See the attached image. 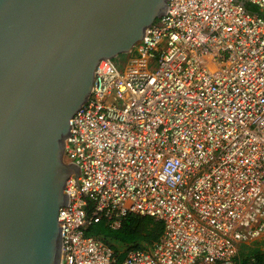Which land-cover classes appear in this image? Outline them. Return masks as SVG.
I'll list each match as a JSON object with an SVG mask.
<instances>
[{"label": "built area", "instance_id": "obj_1", "mask_svg": "<svg viewBox=\"0 0 264 264\" xmlns=\"http://www.w3.org/2000/svg\"><path fill=\"white\" fill-rule=\"evenodd\" d=\"M128 55L97 64L69 121L82 173L58 210L60 264H256L240 253L264 240V0H166ZM129 216L163 232L119 261L87 231Z\"/></svg>", "mask_w": 264, "mask_h": 264}, {"label": "water", "instance_id": "obj_2", "mask_svg": "<svg viewBox=\"0 0 264 264\" xmlns=\"http://www.w3.org/2000/svg\"><path fill=\"white\" fill-rule=\"evenodd\" d=\"M166 0H0V264H60L69 121ZM63 224V223H60Z\"/></svg>", "mask_w": 264, "mask_h": 264}, {"label": "trees", "instance_id": "obj_3", "mask_svg": "<svg viewBox=\"0 0 264 264\" xmlns=\"http://www.w3.org/2000/svg\"><path fill=\"white\" fill-rule=\"evenodd\" d=\"M245 9L252 14H257L256 7L246 4ZM163 225L151 218L129 216L123 221L117 230L108 229L103 223H96L91 226L87 233L100 236L113 249L121 261L125 253L130 249L151 247L162 235ZM241 260L246 261L250 257H259L260 253H240Z\"/></svg>", "mask_w": 264, "mask_h": 264}, {"label": "rangeland", "instance_id": "obj_4", "mask_svg": "<svg viewBox=\"0 0 264 264\" xmlns=\"http://www.w3.org/2000/svg\"><path fill=\"white\" fill-rule=\"evenodd\" d=\"M113 64L120 70L123 71L129 62V55L122 54L112 59ZM241 253L247 255L248 253H260L261 256L253 257L256 260V264H264V240L263 241H253L249 245H241Z\"/></svg>", "mask_w": 264, "mask_h": 264}]
</instances>
